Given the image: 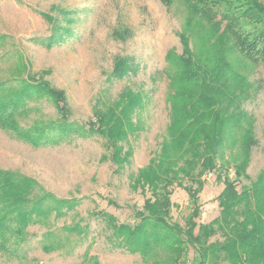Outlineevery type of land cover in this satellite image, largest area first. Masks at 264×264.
Instances as JSON below:
<instances>
[{
    "label": "rangeland",
    "instance_id": "374dc122",
    "mask_svg": "<svg viewBox=\"0 0 264 264\" xmlns=\"http://www.w3.org/2000/svg\"><path fill=\"white\" fill-rule=\"evenodd\" d=\"M257 1L264 6V0ZM253 2L0 0V81L9 87L20 86L29 71L37 81H49L64 91V110L70 121L80 130L85 128L83 135L74 131L61 143L34 147L0 127L1 168L34 178L58 198L74 200L71 208L69 200L60 205L64 207L60 215V208H53L55 200L47 198L52 205L45 216L47 221L29 225L22 234L1 238L4 247H0V264H84L86 250L100 264H160L154 257L145 260L139 254L113 249L111 229L103 213L113 214L117 222L131 226L141 217L137 211L151 191L133 190L130 176L149 163L170 131L173 117L169 93L173 92L172 76L177 69L173 74L175 67L168 57H182L187 54L185 48L195 64L200 63V81L204 78L203 87L188 84L187 88L203 89L224 100L233 98L252 121L257 143L252 147L246 174L234 187L240 193L251 186L264 170V61L247 55L236 35L225 29L227 20L219 11L222 6L229 13L241 15ZM121 58L132 70L123 78H115L112 73ZM126 91L140 93L144 106L133 116L138 129L122 142L126 149H133V155L129 163L118 168L109 159L112 147L106 148L108 143L100 134H87V128L95 105H115ZM64 101L56 105L41 94L28 101L29 110L18 115L17 121L25 127L35 121L57 119ZM229 151L226 148V155ZM230 171V177H234L233 169ZM204 178L198 224L219 216L218 197L225 187L216 172ZM173 190L170 219L185 225L190 211L188 193L179 186ZM75 225L82 232L65 230ZM52 230L63 245L45 250L43 243L56 239L48 234ZM216 239H222L219 233L211 241ZM194 256L195 251L190 249L189 259ZM218 264L227 263L220 260Z\"/></svg>",
    "mask_w": 264,
    "mask_h": 264
},
{
    "label": "trees",
    "instance_id": "16d2710c",
    "mask_svg": "<svg viewBox=\"0 0 264 264\" xmlns=\"http://www.w3.org/2000/svg\"><path fill=\"white\" fill-rule=\"evenodd\" d=\"M232 12L221 6L219 14L227 20L228 27L225 29L236 35V40L248 56L264 61V6L254 0L241 15ZM247 34L251 35L249 39ZM185 53L178 59L168 57L175 67L172 73L177 69L172 76L173 92L169 93L173 117L170 131L149 163L130 176L129 185L133 190L151 191L142 209L137 211L141 217L131 226L117 222L113 214L103 213L111 229L112 248L139 254L145 260L154 257L160 264H218L220 260L227 264H264V170L242 192L238 193L234 187L238 178L246 174L252 147L257 143L252 121L233 98L224 100L203 89L195 91L187 88L188 84L203 87L204 78L200 81L198 75L200 63L195 64L187 48ZM130 70L132 66L121 58L116 62L112 76L123 78ZM203 76L209 78L207 72H203ZM27 78L20 86L14 87L0 81V127L34 147L61 143L74 131L83 135L81 132H85V128L80 130L81 127L70 121L64 110V91L51 86L45 79L37 81L30 71ZM179 83L186 85L178 86ZM41 94L56 105L64 101L59 108L62 109L61 116L49 122L39 120L22 126L17 116L26 113L29 110L28 101ZM143 106L140 93L127 91L122 93L115 105L107 108L95 105L87 134L98 133L105 138L108 143L106 148L113 149L109 159L118 168L129 163L133 155V149H126L122 142H126L130 134L138 129V120H134L133 116H137ZM226 148L230 149L228 155ZM231 168L234 177H230ZM211 172H216L217 179L225 185L218 197L220 214L209 223L198 224L196 218L201 214L199 193L206 183L204 176ZM175 186L185 188L188 193L190 211L185 216V225L170 219L171 195ZM38 188L42 187L34 178L0 167V212L4 210L0 217V226H3L0 240L16 232L22 234L29 225L47 221L45 216L52 209L48 199L55 200L53 208H60L69 200L58 198L43 188L39 193ZM69 201L71 208L74 200ZM63 208H60V215ZM197 228L198 232H195ZM65 230L68 233L75 230L82 232L76 225ZM218 233L222 239L211 241ZM48 234L56 239L44 242L45 250L63 245L62 241L59 245L60 239L55 231ZM70 241L67 237L66 242L70 244ZM1 244L0 247H4ZM190 249L195 251L191 260ZM197 258L199 261H196ZM84 264L100 262L86 250Z\"/></svg>",
    "mask_w": 264,
    "mask_h": 264
}]
</instances>
